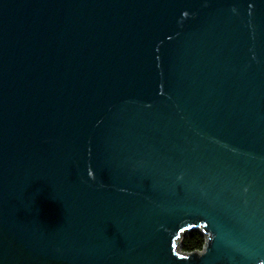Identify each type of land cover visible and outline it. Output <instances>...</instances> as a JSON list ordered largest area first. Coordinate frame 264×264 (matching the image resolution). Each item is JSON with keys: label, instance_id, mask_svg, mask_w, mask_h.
<instances>
[{"label": "water", "instance_id": "obj_1", "mask_svg": "<svg viewBox=\"0 0 264 264\" xmlns=\"http://www.w3.org/2000/svg\"><path fill=\"white\" fill-rule=\"evenodd\" d=\"M0 264H264V0H0Z\"/></svg>", "mask_w": 264, "mask_h": 264}, {"label": "trees", "instance_id": "obj_2", "mask_svg": "<svg viewBox=\"0 0 264 264\" xmlns=\"http://www.w3.org/2000/svg\"><path fill=\"white\" fill-rule=\"evenodd\" d=\"M204 237L196 230L188 232L182 238L181 249L192 251L203 247Z\"/></svg>", "mask_w": 264, "mask_h": 264}]
</instances>
